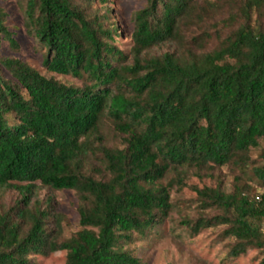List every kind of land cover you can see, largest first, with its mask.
<instances>
[{
	"label": "trees",
	"instance_id": "1",
	"mask_svg": "<svg viewBox=\"0 0 264 264\" xmlns=\"http://www.w3.org/2000/svg\"><path fill=\"white\" fill-rule=\"evenodd\" d=\"M144 1L123 48L108 0H17L78 84L0 55V264H144L132 244L218 228L221 263L264 264V0ZM43 189L75 192L78 231Z\"/></svg>",
	"mask_w": 264,
	"mask_h": 264
},
{
	"label": "rangeland",
	"instance_id": "2",
	"mask_svg": "<svg viewBox=\"0 0 264 264\" xmlns=\"http://www.w3.org/2000/svg\"><path fill=\"white\" fill-rule=\"evenodd\" d=\"M144 0H108L107 8L111 9L112 19L120 27V43L123 48L129 41L132 24L130 18L134 11L143 7ZM0 7L6 13V25L14 34L18 43V50H13L8 41L3 40L0 46V55L2 57L16 58L37 69L47 78H55L66 83H76L71 76H61L48 71L43 65V52L38 49L37 43L33 37L26 31L24 15L17 0H0ZM100 8L99 3L95 4ZM258 151L254 152L253 157H257ZM232 176L225 177V189L231 188ZM247 175L243 174V179L239 181L243 185ZM51 197L54 199L56 211L64 214V235L69 237L80 229L79 217L77 213L78 199L74 191L63 190L50 192L46 189L41 190V198ZM7 202H12L17 198L16 192L5 194ZM167 228V226H166ZM218 229H207L192 238L184 236L177 238L166 232L158 239L147 242H136L130 246L131 250L142 260L144 264H260L257 251H250L245 257H240L231 262L221 263L218 258L225 250V242L218 239ZM264 231V230H263ZM65 252H57L49 257H38L40 264H65Z\"/></svg>",
	"mask_w": 264,
	"mask_h": 264
}]
</instances>
